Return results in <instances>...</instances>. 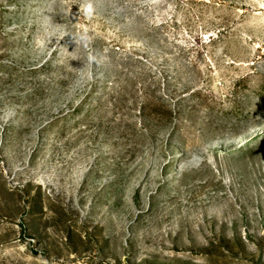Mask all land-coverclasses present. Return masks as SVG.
<instances>
[{
	"label": "rangeland",
	"instance_id": "374dc122",
	"mask_svg": "<svg viewBox=\"0 0 264 264\" xmlns=\"http://www.w3.org/2000/svg\"><path fill=\"white\" fill-rule=\"evenodd\" d=\"M0 264H264V0H0Z\"/></svg>",
	"mask_w": 264,
	"mask_h": 264
},
{
	"label": "clouds",
	"instance_id": "9594fccd",
	"mask_svg": "<svg viewBox=\"0 0 264 264\" xmlns=\"http://www.w3.org/2000/svg\"><path fill=\"white\" fill-rule=\"evenodd\" d=\"M200 159L201 158L199 156L193 155L191 158V163H193L194 166H198Z\"/></svg>",
	"mask_w": 264,
	"mask_h": 264
}]
</instances>
